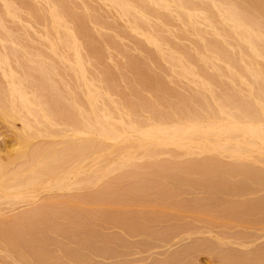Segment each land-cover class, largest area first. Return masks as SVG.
<instances>
[{"label":"bare ground","instance_id":"1","mask_svg":"<svg viewBox=\"0 0 264 264\" xmlns=\"http://www.w3.org/2000/svg\"><path fill=\"white\" fill-rule=\"evenodd\" d=\"M44 1L46 3V6L45 3L43 2L44 5L42 4V6H45L44 8L45 10L44 12H42L40 11V9L38 10L37 7H36L37 9L35 8L36 5H34L35 3L33 4V2H37L35 0L34 1L33 0H0V121H2V123L7 125L5 126L8 127L9 129L7 128L6 130L9 131L10 133L9 136L10 138H12L10 139L11 140L10 142L0 141V206L1 204H5L4 206H6V204L12 205L17 203H21V205L28 203L33 204L35 201L37 202V200L38 201L40 200L39 197L40 195L42 196V194H52L54 192L56 193L64 192L66 190L71 191V189L74 188L73 184L77 185L76 183H78L77 181L76 182L73 181V183H71V180L82 173L83 174L86 173L85 175L88 174L86 179L84 178L85 180L81 179L83 181L82 183H84L87 180L95 181V183L99 182L100 180L104 179L103 178L104 176L103 177L101 176V179L96 181V179L99 178L97 173L101 172L102 174L103 170L100 167L93 168L96 163L94 165L90 164V166L87 165L90 162V158H92L94 155H98V157L101 158L103 156L105 157V155L106 156L112 155L115 161L117 160L116 167L117 166L118 168L123 166L125 167V165L126 164L128 165L130 161L134 159L137 160L136 158L137 154L132 150L134 147H135L134 149L136 148L140 149L141 158L147 157V160L148 158L151 159L153 158V160H155L158 158V156L160 157V155L172 156L171 152H166V151L162 152L161 151L162 149H160V148L167 149L170 146H171L170 148L174 147V150L176 148L184 150L185 151L184 153L187 156L192 154H198L197 156L202 154L205 155L207 154L206 156H208L209 154L211 155L213 154V156L215 155V157L213 158L210 157L211 155H209L208 157L205 156V158L200 161L198 160L195 161L194 159V162L196 163L194 164L192 163L190 165L191 163L190 162L189 165H185L186 168L187 166H190V170H189L190 172L192 170L191 169L192 166L198 167L197 169L198 170L200 169L201 170L200 172L195 171L193 174L189 173L185 175L183 173L178 178L176 175H178L179 171H177L178 173L177 174L175 173V176L177 178L175 176L173 177L176 178L175 180L179 182V184L182 182V187L183 185L188 186L189 185L188 183L192 185L191 182L192 183L205 182L204 184L202 183V185L203 188L207 191V193L211 195L221 194L222 197L224 196V198L226 199V200L224 199L225 200L224 202H227L228 200L229 202L231 201L233 202V200H235L236 198H242L247 195L251 196L252 194H255L253 193L254 191L251 192V188L248 189V187L244 186L246 183L249 186L250 184L248 183H253L251 184V186L254 184H258V186L262 185V187L264 186V0H95L102 3V5L105 4L104 6L106 5L107 7L109 6L111 9H113V11H115V13L118 15V17L121 20L123 19V22L125 21L124 23H126L127 26L126 27L127 29L125 30L126 33L130 32V34H133L135 37L138 36L139 38L136 37V39H140L141 37L142 41L137 40V43L135 42L136 43L135 46H137V49H138V45H137L138 42H140L139 49L141 47V50H143L142 46L144 45L141 42H145L146 46H149V48L151 47V49H153L152 51L151 49L148 50L149 49L148 47L147 48L145 47L146 48L144 51L145 54L148 51H152V52H148V58L146 55L147 59L145 57L141 58V60H139L138 58L135 59L134 57H133L134 59L131 58L129 59V57L131 56H127V55H126L127 57L124 56L130 68L128 67L127 63H126L127 65L126 67L127 69L129 68L133 74V77H130L132 83V87H131L132 89L129 87L131 84L129 82H128L129 83L128 88L133 91L134 95H136V98L138 99V101L136 99L135 103L134 102L132 103L131 101L127 102V100L131 99L130 97V99L127 100L125 99L124 103L125 102L129 103V106L126 107L130 109L129 111H131L130 112L131 115L132 114L135 115V113L137 114V112L140 113L142 110L147 111L144 112L145 114H148V116L146 115H145L146 117L144 116V119L141 118L143 116V115L141 116V114L144 112L138 115L139 117L141 116L140 117L141 119L133 115L135 120H131L130 117L133 118V116L131 115L128 118L129 114L127 113H126L127 115H125L122 112L117 113L119 112L118 109L122 108L119 106V104H118L119 106L118 108H116V106L113 105V110L115 109L116 113L113 110L110 112L109 106H108L109 109L108 111V109L105 107L106 105L101 100L102 94L99 93L102 91L101 88H100L101 91L98 92L97 88L95 87L96 85L94 86L95 82H92V80L89 78L88 80H91L90 82L86 79V74L89 70L87 72L85 71L86 70L85 62L87 60V63L89 64L88 58L89 59L91 58V60L93 58L88 54L91 52L92 55L95 56V59H93L94 62L97 58L100 59L99 64H101V58L104 59V57H106V56L103 57L101 54L103 52L102 43L104 44V41L105 43H108L107 41L108 38L106 37L105 38L107 40L106 39L102 40L104 38V37L102 38V36L95 37L96 35L93 36V38L95 39L92 38V34L94 35V33H96V31L93 30H95L96 28L92 29L93 25H91L90 27V23L96 24V26L94 25V27H97V25L99 26L101 25L102 27L100 26L99 29L102 28V30H104L105 22H103L102 25L101 18H99L100 21L94 18L96 16L94 12L96 11L94 12L91 11L93 8L92 5H89L91 4L89 3L91 1L90 0L88 1L89 8H86L88 5L84 7L83 5L86 4L87 2L83 0V3H81L82 7L84 8L83 9L81 7L84 10V12L82 10L83 13L81 12L77 13L76 11L77 9L73 10L71 8L72 5H69L65 0H44ZM96 3L94 5H96ZM37 5L41 6L40 4ZM90 8H91L90 10L91 13L93 14L91 13L89 14L90 11L88 9ZM91 15L94 16L91 17ZM173 17H175V19L176 18L178 19L179 24H182L180 25L183 28L181 29V31L183 30L181 33L184 34V32H186V35L190 33V35L188 34L187 36L193 35L192 36L194 37L193 40L190 39L189 41V44L192 43L191 45L193 46V48L192 46H190L191 50L190 48L187 49L186 48L187 46L184 45L181 46L173 42L174 40L172 41L173 38L170 39L169 38L170 36L169 37L163 36L167 34L166 31H168L169 29H166V27L167 26L170 27V24H172L170 22L173 21ZM33 22L35 23L34 24L35 28H33L32 26ZM106 24L107 23H105V25ZM36 25L37 26L39 25L40 28L39 26L38 28H36ZM124 27L121 28V31L122 29H124ZM123 32L122 34H120L121 37L123 34H125V32L124 33ZM101 34H103L102 31H100V35ZM183 34H181V37ZM133 35L127 36L125 34L126 37H131ZM136 39L135 38L133 39L132 37L133 41ZM114 41L112 40V42L111 41L110 42L113 44ZM117 42L115 44L119 45L120 43L118 42L119 43L118 44ZM111 43L105 45L108 46ZM115 44L113 45L116 46ZM141 44L143 45L141 46ZM83 47L86 48L84 49ZM111 47L108 46V48ZM81 48L84 51L88 49V52H86L88 53L87 54L88 57H86L87 59L85 58L86 59L85 62H84V57L82 56L83 54L81 55L82 53ZM115 48H117V46ZM117 49H119V51L122 50L121 48H117ZM164 49L169 52H164L165 51ZM173 50L175 52H173ZM108 58H106V60ZM144 59H146L147 63L149 61V63L152 64L150 65L149 63L146 64V61ZM159 61L165 63L166 65L167 64L170 65L171 68L170 70H168V72H170V76L172 75V77L175 76L182 79L189 78L192 79L191 81H196V82L200 81L198 84H199V89H201V92H199L198 90H194L192 88L193 90H190V92L186 93V95L184 93H183L184 95L182 93H181L182 95H180L179 93L178 94L176 93L177 91L175 92V90L173 91L171 88L169 89V87L166 88V86H164L165 84L163 83V78H162L163 71L161 73L162 75L156 74L154 76V74H150L151 70L148 69L149 66L150 68L151 65L153 66V63L158 64ZM161 62H159V64ZM83 63H85L84 64L85 66L83 65ZM126 67L124 68L126 69ZM175 67L179 68L178 72L174 71L176 69ZM124 68H122L121 71H127V69L124 70ZM127 72H122L121 74L124 76V74ZM113 73L114 72L111 70L110 71L103 70V72L102 71L100 72V77L98 79L95 77L97 79V82L100 81L99 79L101 77H104L103 80H101V84L102 82L105 83L104 87L106 86L105 87L106 89H104L103 85L102 88L107 91L106 92L107 95L105 94V92L103 93L106 95V97L108 96V92L110 93L111 89L114 90L115 92L117 91L119 92V90L116 91L113 87H115L117 81H119L117 77L118 76L120 77V75L117 74V77H115L116 74L114 73L113 75ZM67 78H69V80L71 79L70 80L71 83L68 81ZM126 78L127 76L125 77V79ZM127 79L128 81H130L129 78ZM72 82H73V86H70L72 85ZM138 83H140V86L138 85ZM195 84L197 86V83H194V85ZM138 86L140 89L142 88L141 92L143 94L144 91L147 94L153 93L152 94L153 96L154 95L156 96V94L159 93L158 95L159 97L157 96L158 101H152L153 100L152 95H151L152 97H150L151 101L147 100L148 95H146L147 96L146 98L144 97L145 99L143 98V95L142 98L138 97L140 91L138 90L139 89ZM108 88L110 90H108ZM131 90L129 91V93L131 92ZM113 94L115 95V93ZM81 95L85 97L86 103L85 102L81 103L80 101ZM105 95L103 96V98L105 97ZM134 95L132 94L130 96L134 97ZM153 98L155 99V97ZM109 102L112 106V104H114V102L116 101H113V103L112 101ZM82 104H85L87 106V109H85L84 105ZM116 104L117 103H115V105ZM126 107H124L123 110ZM112 112L118 114L117 120H115L116 116L114 117L111 114ZM124 116H126L127 119H125ZM172 119L173 121H171ZM167 121H169L168 123L169 125L171 122H173L174 125L171 124L170 126H167L166 124ZM15 123H19L18 129H17V125L15 126ZM132 143L133 145H135L134 147L130 146L132 145ZM115 146H120V147H116L115 149H112ZM158 147L159 149H157ZM159 150L162 153H160ZM223 153L227 154L226 156H229L228 158H231L234 161L233 165L231 163L229 164L230 166L231 165L234 166L233 169L230 168L228 164L226 165L229 166V168L232 170L228 168H224L226 166H224L225 165L223 163L224 160L222 161L221 158L224 155ZM98 157L95 160L96 162H98L97 161ZM181 157H185V156H181ZM109 158L111 159V157ZM193 158H196V156ZM188 160L186 161L188 162ZM101 162L103 163L102 160ZM111 162H114V160ZM163 162H164V166L166 165L167 168H169V166L171 165L169 164L168 166L167 163L165 164L166 160ZM173 162L175 161L173 160ZM157 163L158 165L156 166ZM160 163L156 161L154 165L151 164L152 166L151 165L148 166V164H144L145 166L147 165L150 168H148L147 166L146 168L142 164V168L146 169L144 172L152 168L153 169L155 168L157 170V167L158 170H161V168L159 167H162L160 165H163V163L162 161ZM182 163L183 162H181V164L180 163H176V164L182 165ZM109 165L111 164L109 163ZM87 166L89 167L86 169ZM166 167H162V168H166ZM195 167L194 170L196 169ZM213 167L216 168V171L212 172V174L208 173L210 171L209 169H213ZM112 168L114 169V167ZM206 169H208L209 171ZM156 170H154V172ZM203 170L204 171L206 170V172L208 171L207 172L208 174L202 172ZM233 170H237V171H235L234 173ZM133 172L135 171L133 170ZM140 172L141 171L135 173L138 175L141 174L140 176L143 178L144 173L143 171L141 173ZM147 172L145 173V175H147ZM154 172L152 173L149 172L150 177ZM156 172L153 175L154 177H157L155 176L157 174ZM132 173L130 172V174ZM180 173L182 172L180 171ZM104 174L105 173H103V175ZM130 174H127L128 177H131ZM161 174H157V175H161ZM148 175L147 177L149 181L150 179ZM119 176L121 175H118L117 178H119ZM128 177L125 178L127 179ZM91 178H93V180H91ZM123 178H121V180H123ZM134 178L137 177L135 176ZM138 179L141 178L138 177ZM144 179L145 181H147L146 178ZM152 180L153 177L151 179V183ZM162 180L163 179H161V181ZM171 180L172 179L166 181L170 183ZM236 180H239V182ZM90 181L88 182L90 183ZM174 181L171 182L173 183ZM243 181H245V183H242ZM162 182L165 183V181ZM183 182H187V184H184ZM142 183H143V179H142ZM241 183L244 185H242ZM114 184L112 183L107 184V186L109 185L110 187H113L112 185ZM190 185L188 187H190ZM99 186L98 188H100ZM173 187H175V184L173 185ZM155 189H157V187H155ZM133 190L134 189H131L132 193ZM127 191L123 193L126 194L127 197H129L127 195ZM108 192H110V194ZM108 192L105 193L109 194L110 196L111 191ZM131 192L129 193L131 194ZM136 192H138V190H136ZM139 192L138 193L134 192V193L139 194ZM99 194L96 195L98 199L101 196ZM120 194H122L121 190H120ZM187 194H185V196H188ZM60 195L62 194L60 193ZM114 195L116 196L115 192L112 193V197L108 196L107 199L113 198ZM59 196L57 197L60 198L61 196L60 197ZM94 196H95V192H94ZM96 196L95 198H93L92 195V198L96 199L97 198ZM162 196H164V193L162 194ZM170 196L171 194L169 195V197ZM48 197H50V195ZM55 197L56 196L52 198L51 196L50 200L46 202V204L51 205L53 203V199L57 201L58 199H56ZM192 197L193 199H195L194 196ZM92 198L90 197V201ZM114 198L111 199L113 202L116 199H118V198L116 199ZM259 199L256 200L255 202L256 204L254 203V205L257 206L258 208H256L255 206L254 207L259 211L264 212V207L263 206L261 207V205L264 204V201L260 205V203L258 204L257 201L260 202L262 200V197L261 200ZM103 201H105V199ZM120 201H122V199H120ZM247 201L248 203L244 201L245 202L244 205H242V207L237 209H235L236 207L234 205L235 203L237 204V201L233 204L234 206H232L231 208L234 210L230 208L231 213L232 214L234 212L238 213L240 219H235V216H233L234 214L233 215L231 214L232 217H234V220H236V222L233 219L231 221H234L233 223L234 225L236 223L238 225V223L242 222L240 223L239 226L236 227L237 228L242 227L240 229L247 228V230H249L248 228H250L251 230L253 229L255 231V234L256 232H258L257 238L264 239V218L261 217V219L259 218L257 220L249 219L248 221L245 220H247L249 217H247V219L243 218V216L246 217L249 215L247 214V212L250 210L251 206L253 205V203L251 205L250 200ZM40 202H38L39 206L40 205L42 206L43 202L42 203ZM123 203H121V205ZM257 204L260 205V207ZM44 205L45 204H43L42 208H46V205L45 206ZM108 205L109 204H107V206ZM37 206L32 208L31 211L25 210L24 213L20 212V214L18 212L17 218L19 217V215L20 218L17 220L15 218V221L13 220L14 222L11 221L12 224L6 222L9 221L7 220L8 215L7 217H5L6 215L4 216L3 211L0 209V264H57L64 260H67L65 262H70L72 264L80 263L81 260L79 256H83L80 254L79 256L78 254L66 255L65 252V255H61L62 253L60 254L57 253L58 251L60 252V250H57L55 253L57 255L59 254L58 256L56 254H52L51 256H49L47 255V253L45 254L42 252L43 250L41 249L43 248L42 247L43 244L42 245L39 244L40 242L42 243L43 240L40 239L41 241H39V238H41L40 237L41 232L43 234L44 233L46 234V232L49 229V227L47 229L46 227L48 226L49 223L45 224L46 226L42 225L43 223H46L45 219L42 218L43 214L44 215L46 214L45 212H43L45 209H42L41 206L40 207ZM191 206L192 205L190 204V207ZM7 207L9 206L7 205ZM7 207L6 209H8ZM48 207H49L48 209H50V206ZM175 208H177V204ZM226 209H228V207ZM9 210L12 209L9 208ZM220 210H222V208ZM127 213L129 214V212ZM211 213L210 214L205 213V214H208L210 216ZM227 213L230 215V212ZM193 214L196 216L195 213ZM257 214L259 215L258 211ZM113 215H115V213H113ZM208 215L205 216L207 217ZM13 216L10 217L14 218ZM33 216L34 217L40 216L42 220L45 221L43 222L41 220L42 223L40 222L41 223L40 224L39 221L41 218H39L38 220V224L41 225L39 229L44 230L45 232L38 230L36 225H34L35 221H37L35 218H33L35 219V221H33V224H31L32 222L27 223L28 225L31 224L30 227L32 226L33 227L32 229L27 227L25 228V225L28 226L27 224L21 225L22 223H19L21 222V219H25V220L29 219L28 220L29 222ZM133 216L135 217V215ZM99 217L101 218V215ZM117 217H119V215ZM210 217L212 218V216ZM149 218L150 220L142 219V221L145 222L147 220L148 222L150 221L152 223L153 220L156 219V217L155 218L153 217L154 219H152L151 217ZM119 219H121L122 221L123 218H119ZM220 219L222 218L220 217ZM226 219L224 220V223L225 221L229 220L228 218ZM242 219L243 221H241ZM25 220H23L22 222H24ZM139 220L141 219L139 218ZM121 221H118V223L121 224ZM210 222H212V220ZM246 222L251 224H244ZM17 223L19 225H17ZM128 225H127L128 228L127 232L131 234L136 232L135 231L136 229L140 232V230H142L140 228L143 226L141 225L140 228L136 227L134 228L133 231L134 226L128 227ZM146 225H147L146 227H148V224ZM217 225H219V223ZM245 225L249 227H245ZM19 226H22V228ZM144 226L142 228L143 230H146ZM50 229L52 230V227ZM30 230L34 231L33 234L35 233V231L37 232L40 231V234H38L37 232L35 233L36 234L35 237H34L35 234L33 235L31 233L32 234L31 236L34 237L35 240H33L34 238L29 237L30 234L28 233L30 232ZM61 230H63L62 225H61ZM138 231L136 233H138ZM142 231L140 234H142ZM20 232H22L23 234L27 232L25 234H28L29 236H25L24 238L23 236H21ZM170 232L174 234V231H170ZM61 233L64 234V232ZM51 234L52 233H50L49 235ZM47 237L48 235L47 236L45 235L46 239ZM26 238L27 240L31 239L32 241L29 242L30 240L27 241ZM42 239L44 238L42 237ZM217 241H219V239H217ZM254 241L256 240L254 239ZM108 242L110 243V241ZM199 244H196L197 250L185 249L187 253L181 251L183 252L182 255L183 254L188 255L189 250L191 251L193 250L197 252L202 246L204 245L206 246L207 243L203 244L201 242L200 244L202 245L201 247H198ZM242 245L244 244L242 243ZM27 246H29L30 248H27ZM46 246L48 247V244ZM60 246L62 247V245ZM65 246H63L62 248L60 247L58 248L61 249V251L63 250L62 252H64L63 248ZM259 248L260 251L258 250L257 253L255 251L256 254L254 253L255 254L254 258L251 259L249 258L251 253L249 255L244 254L246 257L248 256V258L238 255L241 253H237L236 255H231L232 257V260L230 261L231 263L230 262L228 263L229 264H264V249L261 250V247ZM210 249L212 248L210 247ZM88 250L92 252L90 248ZM106 253L108 254L107 251ZM191 253L189 252V255ZM90 254L91 253L89 252L88 255ZM107 254H104L103 249L102 251L101 249L100 250L97 249V251H95L96 257L97 256L105 257V255ZM178 255L182 256L180 254ZM176 256L174 254L173 255L174 258L172 257L170 259L171 264L174 263L175 260H176L175 262L176 264L177 260L182 258L181 257L178 259L177 257L176 259ZM224 257H222L223 261H224ZM58 259H60L59 262ZM83 259L86 260V258ZM87 260L85 261V263L90 262L89 260L88 261ZM228 260L230 259H227L226 261ZM170 262H168V264H170ZM178 263L180 264V262Z\"/></svg>","mask_w":264,"mask_h":264},{"label":"rangeland","instance_id":"2","mask_svg":"<svg viewBox=\"0 0 264 264\" xmlns=\"http://www.w3.org/2000/svg\"><path fill=\"white\" fill-rule=\"evenodd\" d=\"M34 1V0H33ZM35 1H37V2H33V4L34 5H36L35 6V8L37 7L38 8V10L40 9V11H42V12H44V8H45V6H46V3H45V1L44 0H35ZM69 5H72L71 6V8L74 10H76L77 11V13H79V12H81V13H83L84 12V6H87L89 3H91V4H89V5H92L93 6V8H92V10H91V8L90 9H88L89 11L91 10V11H96V12H94L95 13V19H98L99 21H100V19L99 18H101V24L103 25V22H105V23H107L106 25H105V23H104V30H102V28L101 29H99V27L101 26H99V25H97V27H94V25L96 26V24H94V23H90V27H91V25H93L92 27V29H94V28H96L95 30H93V31H96V33H94V32H92V33H94V35L92 34V38H93V36H95V37H100V36H102V40H104V39H106V38H108V43H111L112 42V40L114 41H116L117 42V40H118V42L121 44V46H120V44L119 45H117V44H115L116 42L114 41L113 42V44H115L116 46H117V48H121L120 50L121 51H119V49H117V48H115L116 46H114L112 43V47H111V44H109L108 46L109 47H111V48H108V46H106L105 44H108V43H105V41H104V44L102 43V50H103V52L101 53L102 54V56L104 57V56H106V57H104V59H102L101 58V64H99V62H100V59H97L96 58V60H95V62H94V60L93 59H95V56L94 55H92V53L90 54H88V53H86V52H88V49H86L85 51L81 48V55L84 57V62H85V60L87 59L86 57H88V55H90L91 57H93L92 58V60H91V58L89 59L88 58V60H89V64L87 63V60H86V64L85 63H83V65L85 64L86 65V72L89 70L90 71V74H89V71L87 72V74H88V77H87V74H86V79L88 80V78L89 79H91L92 80V82H95V84H94V86L97 88V91L99 92V91H101V92H99V93H101L102 94V102L106 105L105 107L108 109V106H109V108H110V112L113 110V105L114 106H116V108H118L119 106L120 107H122V108H120V109H118V111L119 112H117V113H120V112H122V113H124L125 115H127V114H129V116H128V118L130 117V112L131 111H129L130 109H128L127 107L129 106V103H127L128 101H131L132 103L134 102H136V95H134V93H133V91L131 90L132 88V83H131V80H130V77H133V74H132V72H131V70L129 69L130 67H129V64H128V62H127V60H126V58L124 57V56H131V57H129V59L131 58V59H136V58H138L139 60H141V58H143V57H145L146 58V55H147V58H148V52H152L153 51V49H151V47L149 48V46H146V43L145 42H141V43H143V44H141V46H142V49L143 50H141V47H140V49H139V43L140 42H138V49H137V46H135L136 45V43H137V40H141L142 41V39H141V37H140V39H136V37H138V36H134L133 34H130V32H125V30L127 29L126 27V23H124L123 22V19L121 20L119 17H118V15L115 13V11H113V9H111L109 6L107 7V5L106 6H104L105 4H103L102 5V3H100V2H98V1H95V0H90L91 2H89L88 3V1L89 0H84V1H86L85 3L86 4H84L83 5V7H82V4L81 3H83V0H65ZM70 1H72V2H70ZM95 1V2H94ZM43 2L45 3V6H42V4H43ZM97 2V3H96ZM40 4L41 6H39V5H37V4ZM96 3V5H94ZM100 4H101V6H100ZM44 5V4H43ZM89 5L86 7V8H89ZM98 5V6H97ZM80 6V7H79ZM43 7V8H42ZM75 7V8H74ZM83 9H82V8ZM36 8V9H37ZM109 8V9H108ZM82 10H83V12H82ZM99 10V11H98ZM75 11V12H76ZM91 11L89 12V14L91 13ZM100 12V13H99ZM97 13V14H96ZM99 13V14H98ZM102 13V14H101ZM111 13V14H110ZM91 14H93V13H91ZM110 14V15H109ZM92 16H94V15H91V17ZM99 16V17H98ZM116 16V17H115ZM173 16H175V15H173ZM118 17V18H117ZM113 18V19H112ZM103 20V21H102ZM116 20V21H115ZM176 20V21H175ZM172 21V20H171ZM176 24H175V23ZM109 23V24H108ZM112 23V24H111ZM170 23H172V24H170V27L169 26H167L166 27V29H169L168 31H166L167 32V34L166 35H163V36H167V37H169L170 39H172V41L173 42H175V43H177V44H179V45H181V46H187L186 48L187 49H189L190 48V50H191V47L190 46H192L191 44H189V41H190V39H192L193 40V38L194 37H192V36H187L188 34L190 35V33H188L187 35H186V32H184V34L186 35H184L183 33H181L182 31H181V29H183L182 28V26H180V25H182V24H179V22H178V19L176 18L175 19V17H173V21L172 22H170ZM181 23V22H180ZM33 25V28H35V23L33 22L32 23ZM120 24V25H119ZM123 24V25H122ZM107 25H108V27H107ZM169 25V24H168ZM172 25V26H171ZM39 26V25H38ZM38 26L36 25V28H38ZM125 26V27H124ZM70 27V26H69ZM102 27V26H101ZM124 27V29H122V31H121V28H123ZM39 28H40V26H39ZM107 28V29H106ZM171 29V30H170ZM178 29V30H177ZM120 30V31H119ZM123 30H124V32H125V34L127 35V36H130V35H133V36H131V37H126L125 36V34H123L122 35V37H121V35L120 34H122V32H123ZM98 31V32H97ZM100 31H102V33L103 34H101L100 35ZM173 31V32H172ZM123 32V33H124ZM169 32V33H168ZM97 33H99V34H97ZM108 33V34H107ZM112 33V34H111ZM119 33V34H118ZM164 34H165V32H164ZM181 34H183L182 35V37H181ZM120 35V36H119ZM115 36V37H114ZM125 38H124V37ZM106 37V38H105ZM132 37H133V39L135 38L136 40H132ZM166 37V38H167ZM188 37V38H187ZM110 38V39H109ZM113 38V39H112ZM122 38V39H121ZM131 38V39H130ZM139 38V37H138ZM187 38V39H186ZM93 39H95V38H93ZM97 39V38H96ZM101 39V38H100ZM98 40V39H97ZM191 40V41H192ZM95 41V40H94ZM99 41V40H98ZM111 41V42H110ZM136 42V43H135ZM135 43V44H134ZM106 48V50H105V48ZM114 46V47H113ZM127 46V47H126ZM132 46V47H131ZM148 47L149 49L148 50H152V51H148L146 54H145V49ZM84 49L86 48V47H83ZM114 48V49H113ZM126 48V49H125ZM192 48H193V46H192ZM115 49H116V51H115ZM120 52H118V51ZM133 50V51H132ZM141 50V51H140ZM165 50V49H164ZM166 50H167V48H166ZM164 51V52H169V51ZM123 51V52H122ZM193 51V50H192ZM101 52V51H100ZM173 52H175L174 50H173ZM139 53V54H138ZM88 54V55H87ZM100 54V55H101ZM125 54V55H124ZM144 54H145V56H144ZM115 55V56H114ZM121 55V56H120ZM89 56V57H90ZM126 56V57H127ZM109 57V58H108ZM134 57V58H133ZM86 58V59H85ZM106 58H108L107 60H106ZM146 58V59H147ZM110 59V60H109ZM121 59V60H120ZM146 59H144L145 61H146ZM90 60H91V62H90ZM96 62H98V63H96ZM104 62V63H103ZM117 62V63H116ZM120 62H122V63H120ZM159 62H161V61H159ZM159 62H158V64L157 63H153V66L151 65V68H150V64H152V63H149V61H148V63H149V68L148 69H150L151 70V73L150 74H154V76L157 74V75H162L161 73H162V71H163V75H162V78H163V83L165 84L164 86H166V88H168L169 87V89L171 88L173 91L175 90V92L178 94H180V95H182L183 93L186 95V93H188V92H190V90H198L199 92H201V89H199V82L200 81H191L192 79H189V78H187L188 79V81H187V79L185 78H178V77H175V76H173L172 77V75L170 76V72H168V70H170V65L169 64H165V63H163V62H161L160 64H159ZM126 63H127V65H128V69L130 70V72H129V70L127 69V65H126ZM147 63V61H146V64H148ZM155 64H157V65H155ZM84 65V66H85ZM156 67H155V66ZM161 66V67H160ZM220 66H222V65H220ZM120 67V68H119ZM124 67H126V69H127V71L130 73H128L127 71H121V69L122 68H124ZM163 67V68H162ZM156 68V69H155ZM160 68V69H159ZM176 69L174 70L175 72H178L179 71V68L178 67H175ZM84 69H85V67H84ZM108 69V70H107ZM113 71L116 75H115V77H117V74L118 75H120V77L118 76L117 77V79H119V81H117V86L118 87H120V88H118L116 85H115V87H113L116 91L117 90H119V92L117 91V92H115L114 90H110L109 88H108V90H110V93L108 92V96L106 97V90H104V89H106L105 87H104V84L105 83H103L102 82V84H101V80H103V78L104 77H101L99 80L100 81H98L97 82V79L100 77V72L102 71L103 72V70L104 71ZM125 68H124V70H126ZM117 70V71H116ZM91 71H92V73H91ZM120 71H121V73L122 72H127V73H125L124 74V76L120 73ZM154 72V73H153ZM168 72V73H167ZM114 73H113V75H114ZM98 74H99V76H98ZM95 75V76H94ZM132 75V76H131ZM90 76H91V78H90ZM98 76V77H97ZM102 76H103V73H102ZM127 76V78H129V80L130 81H128V79L126 80L125 79V77ZM153 76V75H152ZM167 76H170V77H167ZM97 79H96V78ZM122 77V78H121ZM175 77V78H174ZM68 79V81L70 82V80H69V78H67ZM116 79V80H117ZM132 79V78H131ZM179 79V80H178ZM91 80H88L89 82L91 81ZM95 80V81H94ZM121 80V81H120ZM186 82H185V81ZM125 81V82H124ZM126 81H127V83H126ZM172 81V82H171ZM191 81V82H190ZM131 83L130 84V88L131 89H129L128 88V85H129V83ZM178 82V83H177ZM182 82V83H181ZM192 82H194V83H197V86H196V84L194 85V83H192ZM71 83V82H70ZM69 83V84H70ZM99 85H98V84ZM166 83H167V85H166ZM172 85H171V84ZM187 84H190V85H187ZM193 84V85H192ZM98 85V86H97ZM102 85H103V87H104V89L102 88ZM127 85V86H126ZM138 85L140 86V83H138ZM70 86H73V82H72V85H70ZM100 86V87H99ZM134 86V85H133ZM139 86H138V88H139ZM142 87V86H141ZM173 87H174V89H173ZM198 87V88H197ZM99 88V89H98ZM100 88H101V90H100ZM112 88V87H111ZM122 88V89H121ZM179 90H178V89ZM193 88V89H192ZM77 89V88H76ZM129 89V90H128ZM134 89V88H133ZM168 89V90H169ZM177 89V90H176ZM123 92H122V91ZM131 90V94L129 93V91ZM138 90H140L139 91V95H138V97H141L142 98V95H143V98L145 97H147L146 95H148V97H147V100L148 101H151V98L150 97H152L153 95V93H146L145 91H144V89H143V91H144V94L141 92V90H142V88L140 89H138ZM111 91H114V92H111ZM121 91V92H120ZM171 91V90H170ZM184 91V92H183ZM187 91V92H186ZM105 92V94H103ZM113 93H115V95L113 94ZM119 93V94H118ZM129 93V94H128ZM182 93V94H181ZM116 94H118V95H116ZM120 94H122V95H120ZM134 95V97L133 96H130V95ZM183 94V95H184ZM105 95V99L103 98V96ZM113 95V96H112ZM145 95V96H144ZM152 95V96H151ZM159 95V93L158 94H156V96L154 95L153 97H155V99L152 97V101H158V98H157V96ZM78 96H80V95H78ZM112 96V97H111ZM120 96V97H119ZM118 97V98H117ZM127 97V98H126ZM130 97H131V99H130ZM159 97V96H158ZM78 98V97H77ZM76 98V99H77ZM84 98V99H83ZM111 98V99H110ZM115 98V99H114ZM144 98V99H145ZM127 100V99H130V100H127V102H125L124 103V100ZM134 99H135V101H134ZM157 99V100H156ZM83 100V101H82ZM105 100V101H104ZM112 101V103H113V101H116V102H114V104H112V106H111V104H110V102L109 101ZM118 100V101H117ZM78 101H79V99H78ZM80 101H81V103L83 102H85V97L84 96H82L81 95V99H80ZM122 101V102H121ZM137 101H138V99H137ZM86 103V102H85ZM107 103V104H106ZM109 103V104H108ZM115 103H117L116 105H115ZM127 103V104H126ZM118 104H119V106H118ZM121 104V105H120ZM124 104H125V106H124ZM82 105H84V108L85 109H87V106L85 105V104H82ZM123 105V106H122ZM86 106V107H85ZM127 106V107H126ZM101 107V106H100ZM124 107H126L125 109H126V111H125V109L123 110V108ZM121 110V111H120ZM108 111H109V109H108ZM114 112H115V109L113 110ZM129 111V112H128ZM145 110H142L140 113H138L137 112V114L135 113V115L134 114H132L131 116H135V117H139L138 115L139 114H141L142 112H144ZM145 112H147V111H145ZM145 112L144 113H142L141 114V118H143L144 119V116L146 115V116H148V114H145ZM116 113V112H115ZM115 113H111L114 117L116 116V119L115 120H117V116H118V114H115ZM127 113V114H126ZM133 113V112H132ZM137 115V116H136ZM134 116H133V118L132 117H130L131 118V120H135V118H134ZM145 116V117H146ZM125 117V119H127V117L126 116H124ZM139 117V118H140ZM140 118V119H141ZM119 120V119H118ZM170 121V120H169ZM169 121H167V126H170L171 124L172 125H174V123L173 122H171L170 123V125L168 124L169 123ZM171 121H173V119L171 120ZM2 121H0V141H4V142H6V141H8V142H10L11 140L10 139H12V138H10V133H9V131L8 130H6L8 127H6L7 125L6 124H4V123H2ZM18 124L19 123H15V126L17 125V129H18ZM6 125V126H5ZM6 127V128H4V127ZM16 128V127H15ZM9 129V128H8ZM9 133V134H8ZM12 143V142H11ZM130 146H132V147H134L135 145H133V143H132V145H130ZM116 147H120V146H115V147H113L112 149H115ZM122 147V146H121ZM171 147V146H170ZM170 147H168L167 149H163V148H160V149H162L161 151L162 152H164V151H166V152H171V155L172 156H166V155H160V157L158 156V158L157 159H155L156 161H158L159 163L162 161V163H163V165H160V166H162V167H166V165L164 166V162L163 161H165L166 160V162H165V164L167 163V165L169 166V164H171L170 166H169V168H162V167H159V168H161V170H158V167H157V170L154 168H152V169H148L146 172H147V175H148V173L150 172V173H152V172H154V170H156V171H158V172H156L157 174H161V172H162V174L161 175H155V176H157V177H159V178H157V177H154L153 175H154V173L152 174V176L150 177V173H149V181H148V177H147V175H145V173L146 172H144L146 169L145 168H142V164L144 165V164H148V166L149 165H151V164H153L154 165V163L156 162L155 160H153V158L151 159V158H148V160H147V157L146 158H141V151H140V149H132L137 155H136V158H137V160L136 159H134V160H132V161H130L129 163H128V165L129 166H132V167H129L127 164L125 165V167L123 166V167H120V168H118V166L116 167V162H117V160L115 161V159L112 157V155H107L108 156V158H107V156L105 155V157L103 156L102 158H104V159H102L101 157H98V155H94L92 158H90V162L87 164V165H89L90 166V164L91 165H94L95 163V166L93 167V168H95V167H100L103 171V173H105L104 175H103V173L101 174V172H98L99 174H100V176H99V174L97 173V175H98V179H96V177H95V179H96V181L97 180H100L101 179V176L104 178V179H102V180H100L99 182H96L95 183V181H90V180H87V181H85L84 183H82L83 181L82 180H85L86 179V177H87V175H85L86 173H82V174H80V175H78V176H76L75 178H73L72 180H71V183H73V181L74 182H78V183H80V184H78V183H76L77 185H75V184H73V186H74V188H72L71 189V191L70 190H66V191H64V192H54L55 194H57V195H55L54 193H52V194H42V196L40 195V197H39V201L37 200V202L35 201L33 204L35 205V206H39V203L38 202H40V201H42V202H40V203H42V206H43V204H45L46 205V208H47V210H46V208H42V206H41V208L42 209H45L43 212H45L46 214V216L43 214V216L44 217H46V218H44L43 216H42V218L43 219H45V221H46V223H43L42 225H45V224H48V226L46 227V229L49 227V229L52 227V230L50 229H48V231L46 232V234L44 233H42L41 232V234H40V231H35V233L37 232L38 234H40L39 236L41 237V238H39V241H41V240H43L42 241V243L40 242V244L39 245H42L43 244V248L41 249V250H43L42 252L43 253H47V255H49V256H51L52 254H56L55 252L57 251V250H60V252L58 251L57 253H62L61 255H65V252H66V255H76V254H78V256H79V254L80 255H83V256H79L80 257V260H81V264H168V262H170V259L173 257V255L175 254V256H176V254L178 253V254H180V255H182V253L183 252H186V250L187 249H193V250H197V248H196V244H199V242H200V244H201V242L203 243V244H205V243H207L206 244V246L204 247V246H202V245H200L199 244V246L198 247H201L200 249H199V251H191V250H189L188 251V255L186 254V255H182V256H179L178 254H177V256H176V259H177V257H178V259L179 258H181V259H179V260H177V263L176 264H179L178 262H180V264H229L228 262H230L231 260H232V257H231V255H236L237 253H241V254H238V255H241V256H244V257H246L245 255H249L250 253V256H249V258L251 259V258H254L255 257V254L258 252V250L260 251V248L259 247H261V250H263L264 249V239H260V238H257V233L258 232H256V234H255V231L252 229H250V228H248L249 230H247V228H243V229H240V228H242V227H240V228H237L236 226H239L240 225V223H242V222H240V223H238V225H237V223L234 225L233 223H234V221L236 222V220H234V217H232V215L233 216H235V219H240L239 218V216H238V213H231V207L232 206H234L235 205V209H237V208H240V207H242V205H244V203L246 202V203H248V201L247 200H250L251 201V205H252V203H253V207L255 206L254 205V203L256 202V200H258L259 198V200H261V197H262V202L260 201H257V203L259 204L260 203V205H261V203H263V199H264V186L262 187V185H259L258 186V184H254V185H252L251 186V184H253V183H248V184H250V186L249 185H247V183L244 185V184H242V183H245V181H243L241 184L242 185H244L245 187H248V189H250L251 188V192L252 191H254L253 193H255V194H252L251 196L250 195H247V196H244V197H242V198H236L235 200H233V202L231 203V202H229V200L227 201V202H229V203H227V202H224L226 199L224 198V196L222 197V195L221 194H208L207 193V191L203 188V185H202V183L201 182H191V184L192 185H190V183H188L189 185H190V187H192V188H190V187H188L187 185H183V187H182V182L179 184V182H177L175 179L178 177L179 178V176L180 175H182L183 173H184V175L185 174H189V173H194L195 171L196 172H200L201 170L199 169H197L198 167H195V166H192L191 167V172L189 171L190 170V166H187V168H188V170H187V168L185 167V165H189V163H190V165L193 163H196V162H194V159H195V161H200V160H202V159H204L205 158V156L207 155H205V154H202V155H199V156H197L198 154H192V155H186L184 152V150H182V149H178V148H176L175 150H174V147H172V148H170ZM157 149H159V147L157 148ZM170 149V150H169ZM174 150V151H173ZM178 150V151H177ZM138 151V152H137ZM173 151V152H172ZM159 152H160V150H159ZM162 152H160V153H162ZM224 154V153H223ZM222 154V155H223ZM209 155H211V154H209ZM208 155V156H209ZM227 154H224L223 155V157H221L222 158V161H223V163L225 164H223L222 162V164L224 165V166H226L227 164L229 165L230 163L233 165V163H234V161L231 159V158H228L229 156H226ZM98 157V162H96L95 160L97 159V157ZM140 156V157H139ZM166 156V157H165ZM175 156V157H174ZM181 156H185V157H181ZM196 156V158H193V157H195ZM208 156H206V157H208ZM109 157H111V159L109 158ZM139 157V158H138ZM173 157H174V159H173ZM191 157H192V159H191ZM211 158H213V157H215V155L213 156V154L210 156ZM225 157V158H224ZM101 158V159H100ZM105 158H106V160H105ZM141 158V159H140ZM180 158V159H179ZM182 158V159H181ZM220 158V159H221ZM108 159V160H107ZM145 159V160H144ZM153 160V161H151V160ZM164 159V160H163ZM171 161H170V160ZM189 159V160H188ZM92 160V161H91ZM101 160L103 161V163L101 162ZM114 160V162H111V161H113ZM160 160V161H159ZM173 160L176 162V163H180L181 164V162H185L184 164L182 163V165H177L175 162H173ZM186 160H188V162L186 161ZM109 161V162H108ZM170 163H169V162ZM92 162V163H91ZM108 162V163H107ZM148 162V163H147ZM150 162V163H149ZM226 162V163H225ZM107 163V164H106ZM109 163L111 164V165H109ZM132 163H134V164H132ZM138 163V164H137ZM173 163H175V164H173ZM102 164V165H101ZM104 164V165H103ZM114 164H115V166H114ZM161 164V163H160ZM100 165V166H99ZM106 165V166H105ZM109 165V166H108ZM135 165V166H134ZM136 165H137V167H136ZM158 165V163L156 164V166ZM173 165V166H172ZM230 166V168H234V166ZM235 165V164H234ZM89 166H87L86 167V169L89 167ZM108 166V167H107ZM114 167V169L112 168V167ZM127 166H128V168H127ZM139 166V167H138ZM141 166V167H140ZM145 166V165H144ZM147 166V165H146ZM145 166V167H146ZM147 166V167H148ZM152 166V165H151ZM175 166V167H174ZM182 166V167H181ZM229 166H226V167H224V168H228V169H230L229 168ZM104 167V168H103ZM106 167V168H105ZM146 167V168H147ZM170 167H172V168H170ZM180 167H181V169H180ZM194 167L196 168L195 170H194ZM124 170H123V169ZM148 168H150V167H148ZM175 170H174V169ZM178 168H179V170H178ZM185 168V169H184ZM126 169H128V170H126ZM170 169V170H169ZM182 169H183V171H182ZM214 169V170H213ZM213 169H206V170H208L207 172L208 173H211L212 174V172H215L216 171V168L215 167H213ZM232 169H230V170H232ZM123 170V171H122ZM133 170L137 173L138 171H143V173H144V176H143V178L140 176V175H138V174H136L135 172H133ZM153 170V171H152ZM164 170V171H163ZM169 170V171H168ZM198 170V171H197ZM206 170L204 171H202V172H205V173H207L206 172ZM106 171V172H105ZM111 171V172H110ZM125 171H126V173H125ZM159 171H161V172H159ZM173 171V172H172ZM177 171H179V173L177 172ZM180 171L182 172V173H180ZM185 171V172H184ZM235 171H237V170H233V172L235 173ZM87 172V171H86ZM130 172L132 173V174H130ZM140 172V173H141ZM120 173V174H119ZM174 175H173V174ZM175 173L177 174L178 173V175H176L175 176ZM207 173V174H208ZM127 174H130L131 175V177H128V175ZM172 174V175H171ZM214 174V173H213ZM85 175V176H84ZM118 175H121V176H119V178H117L118 177ZM125 175H127V176H125ZM168 175H170V176H168ZM116 176V177H115ZM123 176H124V178H123ZM133 176V177H132ZM137 177V178H134V177ZM146 176V177H145ZM173 176H175V177H173ZM79 177V178H78ZM82 177V178H81ZM123 178V180H121V178ZM125 177H128L127 179L125 178ZM138 177L139 178H141V179H138ZM152 177H153V180H152V183H151V179H152ZM167 180V181H169V179H172L171 181H174V182H176V183H172L171 181H170V183L169 182H167L164 178ZM85 178V179H84ZM144 178H146V180L148 181H145V179ZM163 179L162 181H165V183L164 182H162L161 181V179ZM82 179V180H81ZM88 179H90V178H88ZM132 179V180H131ZM134 179V180H133ZM137 179V180H136ZM142 179H143V183H142ZM91 180H93V178H91ZM111 180V181H110ZM158 180V181H157ZM81 181V182H80ZM88 181H90V183L88 182ZM157 181V182H156ZM160 181V182H159ZM236 181H238L239 182V180H236ZM94 182V183H93ZM103 182H104V184H103ZM109 182V183H108ZM145 182H147V183H145ZM155 182V183H154ZM247 182V181H246ZM89 183V184H88ZM93 183V184H92ZM114 184V185H112L113 187H110L109 185L107 186V184ZM149 183V184H148ZM184 184H187V182H183ZM205 183V182H204ZM203 183V184H204ZM83 184V185H82ZM138 184V185H137ZM140 184V185H139ZM169 184V185H168ZM175 184V187H173V185ZM178 184V185H177ZM198 184V185H197ZM199 184H201V185H199ZM239 184V183H238ZM100 185V186H99ZM101 185H102V187H101ZM142 185V186H141ZM145 185V186H144ZM159 187H158V186ZM177 185V186H176ZM80 186H81V188H80ZM83 186V187H82ZM91 186V187H90ZM98 186L100 187V188H98ZM138 186H140V187H138ZM163 186H165V187H163ZM181 186V187H180ZM196 186V187H195ZM202 186V187H201ZM90 187V188H89ZM106 187H110L109 189L108 188H106ZM133 187V188H132ZM136 187V188H135ZM154 187V188H153ZM155 187H157V189H155ZM161 187V188H160ZM89 188V189H88ZM105 188V189H104ZM113 188H115V189H113ZM165 188V189H164ZM175 188V189H174ZM203 188V189H202ZM75 189V190H74ZM82 189V190H81ZM104 189V190H103ZM108 189V190H107ZM111 189V190H110ZM113 189V190H112ZM123 189V190H122ZM131 189H134L133 190V193L131 192ZM141 189V190H140ZM153 189H155V190H153ZM182 191H181V190ZM258 189V190H257ZM260 189H262V190H260ZM81 190V191H80ZM115 190H117V191H115ZM120 190H121V193L122 194H120ZM125 190V191H124ZM128 190V191H127ZM136 190H138V192H139V194H135V193H138V192H136ZM151 190V191H150ZM153 190V191H152ZM158 190V191H157ZM161 190V191H160ZM185 190V191H184ZM191 190H193V191H191ZM196 192H195V191ZM201 190V191H200ZM204 190V191H203ZM255 190H257V191H255ZM103 191H104V193H103ZM108 191H111V197H112V193L113 192H115L116 193V196L114 195L113 196V198L114 197H116V198H118V199H116V198H114V199H116L114 202L111 200V199H113V198H108L109 199V201H108V199H107V197L109 196V194H110V192H108ZM113 191V192H112ZM127 191V195L129 196V197H127L126 196V194H124L123 192H126ZM164 191V192H163ZM165 191H166V193H165ZM203 191V192H202ZM258 191H259V193H258ZM94 192H95V196L97 195V194H99V192H100V194L99 195H101L100 196V200L98 199V197L96 198V199H93V198H95V196H94ZM98 192V193H97ZM108 192L109 194H106V193ZM119 192V193H118ZM129 192H131V194L129 193ZM135 192V193H134ZM155 192H157V193H154ZM185 192V193H184ZM60 193L63 195H60ZM89 193V194H88ZM118 193V194H117ZM164 193V196H162V194ZM182 193H184V194H182ZM188 193V194H187ZM205 193H207V194H205ZM262 193V194H261ZM62 197H60L59 195ZM130 194V195H129ZM142 194V195H141ZM160 194V195H159ZM171 194V196L169 197V195ZM185 194H187L188 196H185ZM192 194V195H191ZM195 194V195H194ZM46 197H45V196ZM50 195V197H48ZM66 195V196H65ZM92 195H93V198H92ZM107 195V196H106ZM152 195V196H151ZM157 197H156V196ZM181 195V196H180ZM206 195H207V197H206ZM216 195V196H215ZM219 195V196H218ZM258 195V196H257ZM51 196H52V198L54 197V196H56L55 198L56 199H58L57 201H55L54 199H53V203L51 204V205H48V204H46V202H48L49 200H50V198H51ZM57 196H59L60 198H58ZM109 196V197H110ZM123 196V197H122ZM135 196V197H134ZM143 196H144V198H143ZM146 196V197H145ZM192 196H194V198L195 199H193V197ZM213 196V197H212ZM260 196V197H259ZM90 197L94 200H92L91 199V201H90ZM127 197V198H126ZM131 197H132V199H131ZM166 197H168V198H166ZM199 197V198H198ZM210 197V198H209ZM215 197V198H214ZM218 199H217V198ZM250 197V198H249ZM89 198V199H88ZM102 198V199H101ZM141 198V199H140ZM143 198V199H142ZM149 198V199H148ZM154 198V199H153ZM170 198V199H169ZM187 198V199H186ZM201 198V199H200ZM255 198V199H254ZM258 198V199H257ZM61 199H63V200H61ZM105 199V201H103ZM120 199H122V201H120ZM135 199V200H134ZM161 199V200H160ZM186 199V200H185ZM193 199V200H192ZM211 199V200H210ZM213 199V200H212ZM223 199V200H222ZM225 199V200H224ZM247 199V200H246ZM65 200V201H64ZM77 200V201H76ZM96 200V201H95ZM107 200V201H106ZM169 200V201H168ZM181 200V201H180ZM210 200V201H209ZM83 201H85V202H83ZM90 201V202H89ZM120 201V202H119ZM123 201H124V203H123ZM141 201V202H140ZM163 201V202H162ZM237 201V204L235 203ZM245 201V202H244ZM83 202V203H82ZM129 202V203H128ZM135 202V203H134ZM138 202V203H137ZM156 202V203H155ZM189 202V203H188ZM191 202V203H190ZM203 202V203H202ZM38 203V204H37ZM59 203V204H58ZM69 203V204H68ZM79 203V204H78ZM85 203H86V205H85ZM96 203H97V205H96ZM121 203H123L122 205H121ZM158 203V204H157ZM184 203H186V204H184ZM201 203H202V206H201ZM227 203V204H226ZM235 203V204H234ZM19 204V205H18ZM28 204H29V206H28ZM28 204H22V205H24V206H22L21 205V203H17V204H6V206H4L5 204H1V206H0V209L3 211V215L5 216V217H7V215H8V219L7 220H9V221H6L7 223H9V224H12L11 223V221L12 222H14L15 221V218H16V220L17 219H19L20 218V215H19V217L17 218V216H18V212H19V214H20V212H23L24 213V211L26 210H29V211H31V209L32 208H34L35 206L31 203H28ZM54 204V205H53ZM107 204H109L108 206H107ZM135 204V205H134ZM139 204V205H138ZM175 204V205H174ZM176 204H177V208H175L176 207ZM190 204L192 205L191 207H190ZM204 204V205H203ZM207 206H206V205ZM223 204V205H222ZM229 204V205H228ZM234 204V205H233ZM256 204V203H255ZM257 204V205H258ZM3 205V206H2ZM7 205L9 206V207H7ZM20 207H18V206ZM28 207H27V206ZM30 205H32V206H30ZM44 205V206H45ZM157 205V206H156ZM179 205V206H178ZM182 205V206H181ZM211 205V206H210ZM225 205V206H224ZM246 205V204H245ZM249 205H250V203H249ZM248 205V206H249ZM260 205H258L259 207H260ZM37 206V207H38ZM39 206V207H40ZM48 206H50V209H48L49 207ZM57 206V207H56ZM64 206V207H63ZM112 206V207H111ZM175 206V207H174ZM186 206H188V207H186ZM222 206V207H221ZM247 206V207H248ZM251 206V208H250V210L247 212V214H252V215H248V216H246V217H244L243 216V218H246L247 219V217H249L247 220H245V221H248L249 219L250 220H257V219H261V217L262 218H264V212H262V211H259L258 209H256V208H258L257 206H255L254 208ZM264 207V204H262L261 205V207ZM6 207L8 208V209H6ZM25 207H27V208H25ZM109 207V208H108ZM122 207H124V208H122ZM199 207V208H198ZM201 207V208H200ZM206 207V208H205ZM228 207V209H226ZM250 207V206H249ZM9 208L10 209H12V210H9ZM18 208V209H17ZM173 208V209H172ZM185 208V209H184ZM188 208V209H187ZM198 208V209H197ZM208 208V209H207ZM222 208V210H220ZM231 208V209H230ZM14 209H16V210H14ZM37 209V208H36ZM36 209H33V210H36ZM39 209V208H38ZM64 209V210H63ZM111 209H113V210H111ZM179 209V210H178ZM183 209V210H182ZM201 209V210H200ZM203 209V210H202ZM4 210H6V211H4ZM8 210V211H7ZM40 210V209H39ZM98 210V211H97ZM102 210V211H101ZM115 210H117V211H115ZM125 210V211H124ZM176 210V211H175ZM197 210H199V211H197ZM210 211V212H208V211ZM213 210V211H212ZM215 210V211H214ZM228 210V211H227ZM232 210H234V209H232ZM14 211V212H13ZM91 211V212H90ZM115 211V212H114ZM133 211H134V213H133ZM197 213H196V212ZM225 211V212H224ZM257 211H258V213H259V215L257 214ZM9 212H10V214H9ZM12 212V213H11ZM52 212V213H51ZM62 212V213H61ZM64 212V213H63ZM110 212V213H109ZM117 212V213H116ZM120 212V213H119ZM127 212H129V214L127 213ZM157 212V213H156ZM212 212V213H211ZM216 212V213H215ZM224 212V213H223ZM227 212H230V215L227 213ZM255 212V213H254ZM261 212V213H260ZM2 213V212H1ZM5 213V214H4ZM7 213V214H6ZM59 213H60V215H59ZM69 213V214H68ZM89 213V214H88ZM94 213V214H93ZM113 213H115V215H113ZM141 213H142V215H141ZM154 213V214H153ZM193 213H195L196 214V216L193 214ZM205 213H211V215L210 216H212V218L208 215V214H205ZM214 213H215V215H214ZM218 213V214H217ZM219 213H221V214H219ZM170 214V215H169ZM178 214V215H177ZM191 214H193V215H191ZM199 214V215H198ZM227 214H228V216L230 217H228L227 216ZM232 214V215H231ZM261 214V215H260ZM14 215V216H13ZM41 215H42V213H41ZM40 215V216H41ZM62 215V216H61ZM78 215H80V216H78ZM87 215V216H86ZM101 215V218L99 217ZM112 215V216H111ZM119 215V217H117ZM126 215V216H125ZM133 215H135V217L133 216ZM139 215V216H138ZM151 215H153V216H151ZM156 215V216H155ZM169 215V216H168ZM172 215V216H171ZM176 215V216H175ZM205 215H208L207 217L205 216ZM214 215V216H213ZM10 216H13L14 218H11ZM16 216V217H15ZM32 217V219H30V221L28 222V220L29 219H27V220H25V219H21V222H19V223H22L21 225H25V224H27V223H30V222H32L31 224H33V221H35V219L37 220V221H35V224L34 225H36V227H37V229L38 230H41V229H39V227L41 226L40 224L42 223L41 222V220H42V218L41 217ZM50 216V217H49ZM108 216V217H107ZM138 216V217H137ZM237 216H238V218H237ZM257 216V217H256ZM52 217H54V218H52ZM69 217V218H68ZM85 217V218H84ZM87 217V218H86ZM88 217H89V220H88ZM128 219H127V218ZM149 217H151L152 219H154L155 217H156V219L155 220H153V222L151 223L150 221L148 222L147 220H150V218ZM154 217V218H153ZM176 217V218H175ZM179 217V218H178ZM209 217V218H208ZM220 217L223 219H220ZM223 217H225V218H223ZM232 217V218H231ZM12 220H11V219ZM33 218H35V219H33ZM39 218H41L40 219V221H39V223L40 224H38V220H39ZM52 218V219H51ZM76 218V219H75ZM118 218V219H117ZM119 218H123L122 219V221H121V219H119ZM139 218L141 219V220H139ZM211 218V219H210ZM226 218H228L229 220L228 221H225V223L226 222H228V223H226V225L228 226H226L225 225V223H224V220L226 219ZM47 219V220H46ZM142 219L143 220H145V219H147L146 221H147V223H146V221L144 222V221H142ZM171 219H173V220H171ZM234 220V221H231V220ZM14 220V221H13ZM23 220H25L24 222H22ZM70 220V221H69ZM91 220V221H90ZM160 220H161V222H160ZM204 220V221H203ZM212 220V222H210ZM220 220V221H219ZM227 220V219H226ZM43 222H45L44 220H42ZM63 221V222H62ZM118 221H121V224H119L118 223ZM170 221V222H169ZM173 221V222H172ZM175 221V222H174ZM179 221V222H178ZM195 221H197V222H195ZM214 221V222H213ZM231 221V222H230ZM241 221H243V219L241 220ZM37 222V223H36ZM53 222V223H52ZM124 222V223H123ZM133 222V223H132ZM143 222V223H142ZM172 222V223H171ZM70 223V224H69ZM115 223V224H114ZM126 223V224H125ZM142 223V224H141ZM159 223V224H158ZM209 223V224H208ZM219 223V225H217ZM222 223V224H221ZM31 224H27L28 226H26L25 225V228L27 227V228H30V229H32L33 227L31 226L30 227V225ZM74 224V225H73ZM130 226H129V225ZM144 224H145V226H144ZM146 224H148V227H146L147 225ZM155 224H156V226H155ZM202 224H204V225H202ZM208 226H207V225ZM244 224H251V223H248V222H246V223H244ZM17 225H19L18 223H17ZM61 225H62V229L63 230H61ZM66 227H65V226ZM127 225H128V227H133V231H134V228H136V227H141V225H143L145 228H146V230H143V226L140 228V229H142V230H140V232L136 229L135 231L137 232L138 231V233H136V232H134L133 234H131V233H128L127 231ZM196 225V226H195ZM199 225V226H198ZM222 225V226H221ZM46 226V225H45ZM215 226V227H214ZM242 226V225H241ZM19 227H21L22 228V226H19ZM59 227V228H58ZM121 227V228H120ZM179 227V228H178ZM201 227H203V228H201ZM226 227V228H225ZM245 227H249V226H246L245 225ZM23 228H24V226H23ZM144 228V229H145ZM211 228H213V229H211ZM219 230H217V229ZM34 229H35V227H34ZM77 229V230H76ZM79 229V230H78ZM119 229H121V230H119ZM178 231H177V230ZM201 229V230H200ZM216 229V230H215ZM221 229V230H220ZM61 230V231H60ZM64 230H66V231H64ZM126 230V231H125ZM230 230H231V232H230ZM238 230V231H237ZM27 231H29V230H27ZM41 231H43V232H45L44 230H41ZM59 231V232H58ZM132 231V232H133ZM141 231H142V234H140L141 233ZM146 231V232H145ZM170 231H174V234L172 233V232H170ZM178 233H177V232ZM181 231V232H180ZM205 231H206V233H205ZM209 231V232H208ZM213 231V232H212ZM250 231V232H249ZM33 232L34 231H31L30 230V232L28 233V234H30V236L28 235V234H25V233H27V232H25L24 234L22 233V232H20V234H21V236H23L24 238H25V236H29V237H31V238H34L35 236H36V234L34 235L33 234ZM52 233L51 235H49L50 233ZM61 232H64V234L63 233H61ZM99 232V233H98ZM125 232V233H124ZM130 232V231H129ZM170 232V233H169ZM215 232V233H214ZM34 235V237H32L31 235L32 234ZM48 233V234H47ZM60 233V234H59ZM70 233H73V234H70ZM122 233V234H121ZM159 233V234H158ZM209 233V234H208ZM211 233V234H210ZM213 233V234H212ZM250 233V234H249ZM253 233V234H252ZM38 234H37V237H38ZM42 234H43V236H42ZM89 234V235H88ZM124 234V235H123ZM176 234V235H175ZM216 234V235H215ZM241 234V235H240ZM248 234V235H247ZM45 235L47 236L48 235V237H47V239H49V240H47L46 238H45ZM56 235H57V237H56ZM73 235V236H72ZM161 235V236H160ZM219 235H221V236H219ZM224 235V236H223ZM55 236V237H54ZM98 236V237H97ZM259 236V235H258ZM42 237L44 238V239H42ZM202 237V238H201ZM251 237V238H250ZM253 237V238H252ZM23 238V239H24ZM96 238H97V240H96ZM166 238V239H165ZM36 239H38V238H36ZM41 239V240H40ZM94 239H95V241H94ZM217 239H219V241H217ZM234 239V240H233ZM254 239L256 240V241H254ZM26 240H27V238H26ZM30 240V241H29ZM29 240H27V241H29V242H31L32 240L31 239H29ZM33 240H35V238L33 239ZM225 240V241H224ZM37 241V240H36ZM49 241V242H48ZM66 241H69V242H66ZM108 241H110V243L108 242ZM233 241V242H232ZM246 241H247V243H246ZM252 241V242H251ZM216 242H218V243H216ZM222 244H220V243ZM245 242V243H244ZM49 243H50V245H49ZM60 244V245H62V247L63 246H65L63 249H64V252H62L61 251V249H59L58 247H60V248H62L60 245H57V244ZM73 243V244H72ZM112 243V244H111ZM193 243V244H192ZM234 243V244H233ZM242 243L244 244V245H242ZM248 243H250V244H248ZM252 243V244H251ZM48 244V247L46 246V245ZM110 244V245H109ZM211 244V245H210ZM218 244V245H217ZM221 246H220V245ZM53 245V246H52ZM117 245V246H116ZM46 246V247H45ZM106 246V247H105ZM115 246V247H114ZM194 246H195V248H194ZM214 248H213V247ZM238 246H240V247H238ZM244 246V247H243ZM44 247H45V250H44ZM67 247V248H66ZM81 247V248H80ZM85 247V248H84ZM210 247L212 248V249H210ZM258 247V248H257ZM27 248H30L29 246H27ZM90 248V250H92V252L91 251H89L88 249ZM206 248H208V249H206ZM48 249V250H47ZM66 249H68V250H66ZM97 249L98 250H100L101 249V251H102V249H103V252H104V254H107L106 253V251L108 252V254L107 255H105V257H101V256H97L96 257V255H95V251H97ZM186 249V250H185ZM202 249V250H201ZM210 249V250H209ZM77 250V251H76ZM78 250H80V251H78ZM83 250V251H82ZM105 250V251H104ZM241 250V251H240ZM45 251V252H44ZM114 251V252H113ZM181 251H183V252H181ZM208 251V252H207ZM245 251V252H244ZM248 251V252H247ZM255 251H256V253H255ZM84 252V253H83ZM89 252L92 254V255H94V256H92L91 254L90 255H88L89 254ZM181 252V253H180ZM189 252L191 253L190 255H189ZM230 254H229V253ZM69 253V254H68ZM111 253V254H110ZM187 253V252H186ZM226 253V254H225ZM228 253V254H227ZM247 253V254H246ZM255 253V254H254ZM58 254V255H59ZM113 254V255H112ZM225 254V255H224ZM243 254V255H242ZM245 254V255H244ZM57 255V254H56ZM57 255V256H58ZM60 255V256H61ZM53 256H55V255H53ZM89 256H90V258H91V256H92V258L90 259L89 258ZM191 256V257H190ZM226 258H225V257ZM222 257H224V261H226L227 259H230V260H228V261H226V262H224L223 261V258ZM83 258H86V260H87V258H88V260L91 262H86L85 263V259H83ZM95 258V259H94ZM174 258V257H173ZM246 258H248V256L246 257ZM61 259V258H60ZM60 259H58V262H59V260ZM226 259V260H225ZM63 260V259H62ZM87 260V261H88ZM65 261H67V260H64V261H62L63 263H65V264H72V263H70V262H65ZM62 262H59V263H62ZM175 262H176V260H175ZM175 262L174 263H172V264H175ZM59 263H57V264H59ZM62 263V264H63ZM80 263H78V264H80ZM231 263V262H230ZM170 264H171V262H170Z\"/></svg>","mask_w":264,"mask_h":264}]
</instances>
